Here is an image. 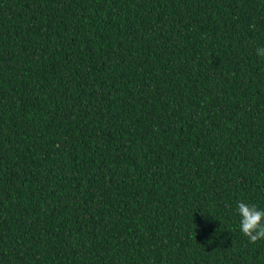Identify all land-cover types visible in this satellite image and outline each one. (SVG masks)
Here are the masks:
<instances>
[{
	"label": "trees",
	"instance_id": "trees-1",
	"mask_svg": "<svg viewBox=\"0 0 264 264\" xmlns=\"http://www.w3.org/2000/svg\"><path fill=\"white\" fill-rule=\"evenodd\" d=\"M262 46L264 0H0V264H264Z\"/></svg>",
	"mask_w": 264,
	"mask_h": 264
},
{
	"label": "clouds",
	"instance_id": "clouds-1",
	"mask_svg": "<svg viewBox=\"0 0 264 264\" xmlns=\"http://www.w3.org/2000/svg\"><path fill=\"white\" fill-rule=\"evenodd\" d=\"M256 54L264 59V46L257 47ZM236 213L239 216L240 231L249 243L256 244L264 240V208L240 200L236 203Z\"/></svg>",
	"mask_w": 264,
	"mask_h": 264
}]
</instances>
